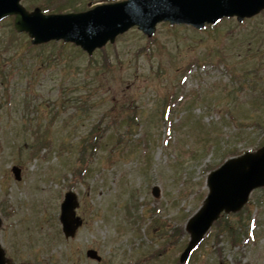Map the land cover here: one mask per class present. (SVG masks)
I'll return each instance as SVG.
<instances>
[{
    "label": "rangeland",
    "instance_id": "rangeland-1",
    "mask_svg": "<svg viewBox=\"0 0 264 264\" xmlns=\"http://www.w3.org/2000/svg\"><path fill=\"white\" fill-rule=\"evenodd\" d=\"M22 2L32 10L45 0ZM56 2L68 12L100 1ZM13 21H0V239L8 256L182 264L186 223L209 192V172L264 145V11L213 29L161 23L152 37L133 27L93 55L62 40L33 45ZM69 190L84 224L67 238L60 215ZM219 221L186 264H264V187Z\"/></svg>",
    "mask_w": 264,
    "mask_h": 264
},
{
    "label": "water",
    "instance_id": "water-1",
    "mask_svg": "<svg viewBox=\"0 0 264 264\" xmlns=\"http://www.w3.org/2000/svg\"><path fill=\"white\" fill-rule=\"evenodd\" d=\"M263 8L264 0H127L101 5L87 12L45 14L38 8L28 11L20 0H0V19L15 14V28L20 32L27 31L35 44L63 38L92 53L97 46L114 41L119 33L136 24L151 36L161 20L186 22L202 28L206 23H217L224 16L237 15L242 21ZM13 171L20 179V168L14 166ZM208 183L209 195L188 222L191 240L182 260L189 256L223 211L241 209L251 191L264 185V147L227 160L209 175ZM154 193L158 195L157 187ZM77 205L76 195L68 192L61 215L67 236L75 235L82 224L76 216ZM89 255L100 259L95 250H90ZM6 262L8 259L0 245V264Z\"/></svg>",
    "mask_w": 264,
    "mask_h": 264
},
{
    "label": "trees",
    "instance_id": "trees-1",
    "mask_svg": "<svg viewBox=\"0 0 264 264\" xmlns=\"http://www.w3.org/2000/svg\"><path fill=\"white\" fill-rule=\"evenodd\" d=\"M56 9V8H55ZM61 10V9H60ZM129 118H130V123H133V122H135L136 120H137V114L136 113H132L130 116H129ZM92 146L93 147H95L96 145L93 143L92 144ZM228 215H225V218L227 217ZM217 222H220V221H217ZM228 225H229V223H228V221L226 222V225H225V228H227L228 229Z\"/></svg>",
    "mask_w": 264,
    "mask_h": 264
}]
</instances>
